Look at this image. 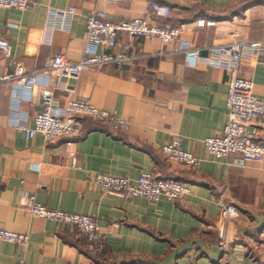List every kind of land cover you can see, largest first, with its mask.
I'll return each instance as SVG.
<instances>
[{
    "label": "crops",
    "instance_id": "0c3cea01",
    "mask_svg": "<svg viewBox=\"0 0 264 264\" xmlns=\"http://www.w3.org/2000/svg\"><path fill=\"white\" fill-rule=\"evenodd\" d=\"M152 1L171 7L152 22L179 26V44L190 50L172 52V44L120 32L110 49L92 50L125 60L64 80L75 98L112 113L123 129L90 123L81 136L55 142L40 133L28 137L41 90L62 105L70 91L56 89L51 74L38 75L29 96L11 84L0 87V229L30 235L25 245L0 240V264L19 258L23 264H264V158L216 160L204 145L227 122L229 72L208 63L209 47L264 39V0H34L27 11L0 9V38L25 72L59 52L77 61L90 10L121 21L142 17ZM12 71L0 53V76ZM237 76L264 99L263 62L244 53ZM259 139L264 143V130ZM173 140L200 159L196 168L166 160L161 147ZM99 172L131 180L153 173L191 192L175 202L127 199L94 183ZM26 194L49 209L92 216L109 255L93 254L71 228L31 214ZM222 199L234 203L237 217L220 216Z\"/></svg>",
    "mask_w": 264,
    "mask_h": 264
},
{
    "label": "built area",
    "instance_id": "2783aa9c",
    "mask_svg": "<svg viewBox=\"0 0 264 264\" xmlns=\"http://www.w3.org/2000/svg\"><path fill=\"white\" fill-rule=\"evenodd\" d=\"M34 0H0V9L29 10ZM69 8V14H73ZM171 12L168 4L152 1L149 9L140 18L113 21L104 11L92 9L85 16L87 45L83 48L80 58L72 61L59 52L39 69L25 72L12 54V47L7 39L0 38V53L6 60V66L12 72L0 76V87L11 84L22 95L29 96L36 83L38 75H53L55 88L70 91L64 104L50 90H41L39 94L40 111L34 117V126L26 129L28 137L40 133L47 142H55L63 138L78 136L85 128V119L111 124L115 129H123L124 122L118 120L112 113L99 109L86 99L74 97V88L66 86L67 78L76 77L84 71L101 70L105 65L126 59L125 56H114L107 52L98 53L92 50L100 46L110 49L117 43L120 32L131 36H141L157 39L162 45L172 44V52L190 50L179 44L180 27L169 24L153 23L155 18L166 17ZM126 49L129 45L125 46ZM210 64L221 66L229 72L226 94L227 122L221 132L204 140L209 154L216 160L224 159L234 154L244 163H261L264 158V143L259 139L264 130V99H259L252 93V82L237 76V63L244 53L252 56L256 62L264 63V39L250 41H232L228 44L209 47ZM224 54H229L222 59ZM197 59L201 56L194 52ZM166 160L188 168H196L200 159L181 148L177 140L161 147ZM91 180L107 192L121 194L127 199L135 197L147 201H158L163 198L175 202L190 194V186L184 182L162 178L153 173H142L135 180L128 176L96 173ZM26 203L31 214L51 220L56 224L71 228L77 236L85 239L96 251L102 249L104 240L101 227L89 215L65 212L59 209H49L38 203L32 194H26ZM220 216L231 219L238 216L237 207L227 200L220 202ZM27 233L0 229V240L17 245H25L29 241ZM19 258L17 264H23Z\"/></svg>",
    "mask_w": 264,
    "mask_h": 264
},
{
    "label": "trees",
    "instance_id": "16d2710c",
    "mask_svg": "<svg viewBox=\"0 0 264 264\" xmlns=\"http://www.w3.org/2000/svg\"><path fill=\"white\" fill-rule=\"evenodd\" d=\"M84 123H85V128H84V130L82 131V133L80 134V136L84 133V132H86L87 130H89V128H90V126L88 125L87 126V124H90V123H95V124H97V125H102V124H104L103 122H96V121H92V120H90V119H85V121H84ZM79 136V135H78ZM77 137V136H76ZM159 177H161V176H159ZM162 178H164V177H162ZM169 179H172V178H169ZM179 181V180H178ZM182 182V181H181ZM91 250V252H93V254H98L99 256H108L109 255V250H108V248H107V246H106V244L104 243L103 244V247H102V249L101 250H99V251H96V250H94V249H90Z\"/></svg>",
    "mask_w": 264,
    "mask_h": 264
}]
</instances>
